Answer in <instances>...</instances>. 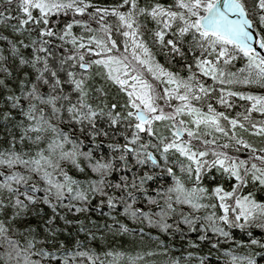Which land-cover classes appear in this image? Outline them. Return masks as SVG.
Segmentation results:
<instances>
[{"label": "snow or ice", "instance_id": "snow-or-ice-1", "mask_svg": "<svg viewBox=\"0 0 264 264\" xmlns=\"http://www.w3.org/2000/svg\"><path fill=\"white\" fill-rule=\"evenodd\" d=\"M0 264H264V0H0Z\"/></svg>", "mask_w": 264, "mask_h": 264}, {"label": "trees", "instance_id": "trees-1", "mask_svg": "<svg viewBox=\"0 0 264 264\" xmlns=\"http://www.w3.org/2000/svg\"><path fill=\"white\" fill-rule=\"evenodd\" d=\"M162 59V58H161Z\"/></svg>", "mask_w": 264, "mask_h": 264}]
</instances>
